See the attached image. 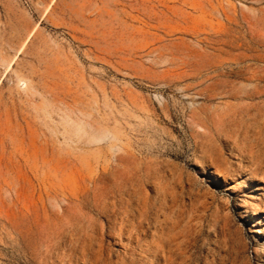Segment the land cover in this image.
Listing matches in <instances>:
<instances>
[{
    "label": "rangeland",
    "instance_id": "obj_1",
    "mask_svg": "<svg viewBox=\"0 0 264 264\" xmlns=\"http://www.w3.org/2000/svg\"><path fill=\"white\" fill-rule=\"evenodd\" d=\"M170 262L264 264V0H0V264Z\"/></svg>",
    "mask_w": 264,
    "mask_h": 264
},
{
    "label": "bare ground",
    "instance_id": "obj_2",
    "mask_svg": "<svg viewBox=\"0 0 264 264\" xmlns=\"http://www.w3.org/2000/svg\"><path fill=\"white\" fill-rule=\"evenodd\" d=\"M20 84L22 85V84H23V81H21ZM172 223H173V222H172ZM146 224H147V223H146ZM177 224H178V223H177ZM172 227L175 228V226H172ZM161 228H162V227H161ZM140 230H141V229H140ZM170 230H171V229H170ZM143 231H144V230H143ZM164 231H165V230H164ZM174 232H175V231H174ZM166 233H167V231H166ZM179 234H180V233H179ZM162 235H163V234H162ZM162 235H161V236H162ZM170 235H171V234H170ZM164 236H165V234H164ZM154 237H155V236H154ZM157 239H158V238H157ZM167 240H168V239H167ZM160 241H161V240H160ZM153 242H154V241H153ZM173 242H174V241L171 240V238H169V240H168V244H167V245L170 246V247H172V246H174V245H173ZM157 243H158V242H157ZM159 244H160V243H159ZM161 244H162V243H161ZM156 245H157V244H156ZM163 247H164V246H163ZM177 247H178V246H177ZM159 248H160V245H159ZM178 248H179V247H178ZM163 249H164V248H163ZM184 249H185V248H184ZM174 250H175V249H174ZM177 250H178V249H177ZM187 250H188V249H187ZM159 251H160V250H159ZM161 253H162V252H161ZM188 253H189V252H188ZM157 254H158V253H157ZM157 254H156V255H157ZM164 254H165V253H164ZM172 255H173V254H172ZM166 256H167V255H166ZM179 256H180V255H179ZM184 256H185V255H184ZM182 257H183V256H182ZM172 258H174V257H172ZM189 258H190V257H189ZM187 259H188V258H187ZM187 259H186V260H187ZM166 260H167V259H166ZM172 260H173V259H172ZM191 260H192V259H191ZM174 263H175V262H174ZM188 263H189V262H188ZM164 264H165V263H164ZM168 264H169V263H168ZM170 264H171V262H170Z\"/></svg>",
    "mask_w": 264,
    "mask_h": 264
}]
</instances>
